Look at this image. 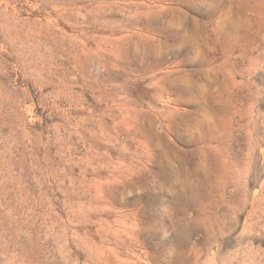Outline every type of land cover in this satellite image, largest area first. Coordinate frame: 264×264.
Returning <instances> with one entry per match:
<instances>
[{
  "label": "rangeland",
  "instance_id": "1",
  "mask_svg": "<svg viewBox=\"0 0 264 264\" xmlns=\"http://www.w3.org/2000/svg\"><path fill=\"white\" fill-rule=\"evenodd\" d=\"M0 264H264V0H0Z\"/></svg>",
  "mask_w": 264,
  "mask_h": 264
},
{
  "label": "bare ground",
  "instance_id": "2",
  "mask_svg": "<svg viewBox=\"0 0 264 264\" xmlns=\"http://www.w3.org/2000/svg\"><path fill=\"white\" fill-rule=\"evenodd\" d=\"M172 85V84H171ZM161 86H163V85H161ZM162 89H163V87H162Z\"/></svg>",
  "mask_w": 264,
  "mask_h": 264
}]
</instances>
